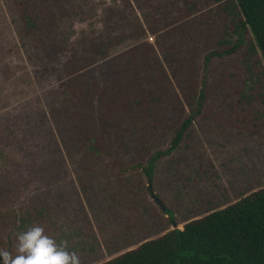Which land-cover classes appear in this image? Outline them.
Here are the masks:
<instances>
[{
  "label": "rangeland",
  "instance_id": "rangeland-1",
  "mask_svg": "<svg viewBox=\"0 0 264 264\" xmlns=\"http://www.w3.org/2000/svg\"><path fill=\"white\" fill-rule=\"evenodd\" d=\"M231 2L34 0L28 9L37 12H25L38 15L40 33L26 37L12 1L0 0V248L14 247L24 225L33 227L25 218L40 220L37 198L55 186L50 176L65 182L78 174L51 130L48 107L57 82L96 64L91 50L116 36L123 38L112 42L111 55L143 40L161 56L175 54L178 67L194 71L203 98L183 140L152 174H116L129 188L108 216L135 223L143 216L131 196L151 195L147 240L264 185V68L249 33L238 32ZM210 51L220 55L202 69Z\"/></svg>",
  "mask_w": 264,
  "mask_h": 264
},
{
  "label": "trees",
  "instance_id": "trees-1",
  "mask_svg": "<svg viewBox=\"0 0 264 264\" xmlns=\"http://www.w3.org/2000/svg\"><path fill=\"white\" fill-rule=\"evenodd\" d=\"M11 1L22 35L40 33L38 15L25 12H37L28 9L34 0ZM231 3L239 34L249 33L264 68V0ZM122 38L99 40L90 53L98 62L60 79L48 107L51 130L78 174H152L155 162L183 140L202 106L194 71L178 67L175 54L161 56L146 47V40L109 54L112 42ZM212 55L220 53L204 54L202 69ZM176 225L97 264H264V185L186 220L181 229Z\"/></svg>",
  "mask_w": 264,
  "mask_h": 264
},
{
  "label": "crops",
  "instance_id": "crops-1",
  "mask_svg": "<svg viewBox=\"0 0 264 264\" xmlns=\"http://www.w3.org/2000/svg\"><path fill=\"white\" fill-rule=\"evenodd\" d=\"M66 175L68 177L63 179L69 181L65 182L61 181L62 177L60 180H55L56 177H49L50 180H54L51 184L54 183L55 186L45 188L43 194L37 198L40 203V211H38L40 220L25 218L24 224L32 223V226H42L45 233L54 238L58 244L67 241L68 251L76 252L83 261L80 264L100 263L146 240L142 234L147 233L149 227L146 222V213L147 208H152L151 195L141 194L139 199L134 195L131 196L136 199L134 201L136 205L133 208L139 210L142 213H139L140 217H143L135 223L126 224L108 216L113 204L117 206L120 203L125 204L126 197L120 195V189L124 191V188L129 187H124L126 184L123 185L119 180L120 176L116 174L115 176L113 174H75L72 180L70 174ZM133 184L138 186V182H133ZM216 200L211 203L218 205L219 201ZM138 203L141 205L139 206ZM164 217L167 218L165 214ZM182 224L177 223L176 228L181 229ZM25 227L27 231L28 228L24 225ZM166 230L168 227L164 229ZM137 236L142 238L139 239ZM12 243L6 250L15 255ZM0 264H3L2 258H0Z\"/></svg>",
  "mask_w": 264,
  "mask_h": 264
},
{
  "label": "clouds",
  "instance_id": "clouds-1",
  "mask_svg": "<svg viewBox=\"0 0 264 264\" xmlns=\"http://www.w3.org/2000/svg\"><path fill=\"white\" fill-rule=\"evenodd\" d=\"M13 251L15 255L0 248L3 264H80L77 253L68 251L67 241L58 244L39 225L20 233Z\"/></svg>",
  "mask_w": 264,
  "mask_h": 264
},
{
  "label": "water",
  "instance_id": "water-1",
  "mask_svg": "<svg viewBox=\"0 0 264 264\" xmlns=\"http://www.w3.org/2000/svg\"><path fill=\"white\" fill-rule=\"evenodd\" d=\"M172 226L174 227V223L172 224ZM173 227H172V228H173Z\"/></svg>",
  "mask_w": 264,
  "mask_h": 264
}]
</instances>
